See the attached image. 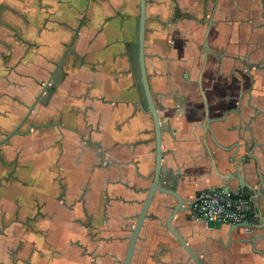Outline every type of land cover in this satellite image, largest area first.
I'll use <instances>...</instances> for the list:
<instances>
[{"label":"crops","instance_id":"obj_1","mask_svg":"<svg viewBox=\"0 0 264 264\" xmlns=\"http://www.w3.org/2000/svg\"><path fill=\"white\" fill-rule=\"evenodd\" d=\"M146 15L162 186L253 210L230 243L192 207L172 227L201 264H264V0H146ZM139 27L140 0H0V141L19 132L0 147V264H124L156 166ZM236 150L243 179L218 164ZM175 204L156 193L131 264H195L167 228Z\"/></svg>","mask_w":264,"mask_h":264},{"label":"water","instance_id":"obj_2","mask_svg":"<svg viewBox=\"0 0 264 264\" xmlns=\"http://www.w3.org/2000/svg\"><path fill=\"white\" fill-rule=\"evenodd\" d=\"M146 21H147V15H146V0H140V27H139V63H140V70H141V78H142V84L144 88V93L146 96V100L149 107V113L152 115V119L154 122L155 127V134H156V166L154 171V179L152 182V186L150 187L147 197L144 201L143 208L141 213L138 216L137 223L134 226V229L132 231V236L130 238L129 248L126 255V259L124 264H131L132 257L134 254V251L136 249V244L140 235V231L142 229V226L144 224V221L147 217V213L149 210V207L152 203V200L154 199V196L156 193H164L166 195H169L173 197L176 200V204L174 206H168V208L171 209V213L169 215V218L167 220V228L169 231L174 235V237L179 241L180 245L184 248V250L189 254L191 260L195 264H201L198 256L196 253L192 250V248L188 245L187 240L184 239L180 233L175 230L172 227V221L173 219L181 214L185 213L189 207H193L196 201L193 203L186 202L182 197L175 191L165 189L161 184V167H162V160L164 157V154L162 152V134L164 132V128L162 127L158 115V107L156 106L153 94L150 89L149 84V77L147 74L146 69V54H145V34H146ZM214 120L206 119L205 120V128L206 131L211 135L212 140L215 142V138L213 136L211 128V124L214 123ZM18 130L13 131L9 135H7L2 141H0V147L4 144H6L13 136L18 135ZM234 149H238L237 145L234 146ZM226 151L227 149H223ZM238 151L236 150L235 153L227 159V161H219L218 164L222 165L226 174L231 177H241L240 173V167L242 165L243 157L238 158L237 157ZM228 163V166L226 165ZM234 169V173L232 172L230 166ZM235 174V176H234ZM243 179V177H241ZM240 178V179H241ZM241 188H245V185L241 184ZM203 222L206 224L208 229H220L223 225H227L228 231L227 236L229 238V243L232 241V235L233 232L240 230V229H246L251 226L250 221L246 220L240 224H221L219 222H213V221H207L206 218H203ZM244 243H250L252 245L255 244V240L253 239H247L243 241Z\"/></svg>","mask_w":264,"mask_h":264},{"label":"built area","instance_id":"obj_3","mask_svg":"<svg viewBox=\"0 0 264 264\" xmlns=\"http://www.w3.org/2000/svg\"><path fill=\"white\" fill-rule=\"evenodd\" d=\"M252 204L242 195H231L223 190L209 189L199 193L196 203L192 207V215L199 219L219 222L221 224H240L250 220ZM249 228L245 234L249 235Z\"/></svg>","mask_w":264,"mask_h":264},{"label":"trees","instance_id":"obj_4","mask_svg":"<svg viewBox=\"0 0 264 264\" xmlns=\"http://www.w3.org/2000/svg\"><path fill=\"white\" fill-rule=\"evenodd\" d=\"M243 197H245V198L249 199V197H248V196H243Z\"/></svg>","mask_w":264,"mask_h":264}]
</instances>
